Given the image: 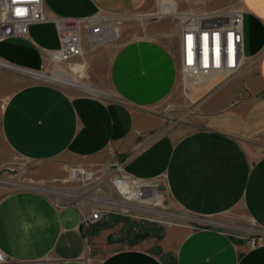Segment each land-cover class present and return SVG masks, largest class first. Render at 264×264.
I'll list each match as a JSON object with an SVG mask.
<instances>
[{
	"label": "crops",
	"instance_id": "0c3cea01",
	"mask_svg": "<svg viewBox=\"0 0 264 264\" xmlns=\"http://www.w3.org/2000/svg\"><path fill=\"white\" fill-rule=\"evenodd\" d=\"M167 1L176 13L242 10L246 69L225 85L193 84L189 96L182 92L192 103L187 119L167 121L158 107L179 86V36L177 21L172 40L165 26L156 22L150 30L164 38L124 39L108 59L107 84L115 101L70 95L47 82L26 84L14 90L1 109L0 142L11 155L39 164L32 181L64 192L78 187L62 182L65 164L97 172L120 163L130 177L154 180L163 199L190 215L192 224L172 222L160 235L127 242L114 229L116 224L107 225L109 217L97 225V232L94 227L82 230L79 209L68 197L41 189H9L0 182V251L8 260L264 264V0ZM42 2L46 20L31 24L25 39L0 41L1 59L40 68L48 51L59 49L62 33L75 26H59L58 20L111 17L155 4ZM160 7L162 13L169 11L166 0H160ZM80 32L82 37L83 29ZM89 86L93 88L84 87L102 92ZM7 162L0 151V176L10 175ZM108 192L101 184L96 193Z\"/></svg>",
	"mask_w": 264,
	"mask_h": 264
},
{
	"label": "built area",
	"instance_id": "2783aa9c",
	"mask_svg": "<svg viewBox=\"0 0 264 264\" xmlns=\"http://www.w3.org/2000/svg\"><path fill=\"white\" fill-rule=\"evenodd\" d=\"M177 21L180 49V85L185 96H189L193 84L214 80L215 86L225 85L248 66L243 53V11L226 8L213 11L156 13ZM42 0H0V41L25 39L29 26L45 21ZM69 23L75 26L64 31L60 37V47L48 51V58L67 61L83 53L81 32L91 44L95 37L102 35L103 27L112 22L105 16L85 19L58 20L59 26ZM113 27V25H112ZM15 66L0 58V69L12 70ZM16 67V66H15ZM64 183L73 182L77 189L62 191L53 187L24 185L20 188L41 189L45 193L68 197L81 214L80 228L86 230L97 226L110 215L125 217L135 222H149L150 216L162 211L163 196L158 184L151 179H139L126 174L122 164H114L109 169L92 171L81 164H65ZM0 182L13 185V181L0 177ZM108 187V194L96 193L99 185ZM253 242V241H252ZM0 264H27L10 261L0 251Z\"/></svg>",
	"mask_w": 264,
	"mask_h": 264
},
{
	"label": "rangeland",
	"instance_id": "374dc122",
	"mask_svg": "<svg viewBox=\"0 0 264 264\" xmlns=\"http://www.w3.org/2000/svg\"><path fill=\"white\" fill-rule=\"evenodd\" d=\"M166 4L168 6V9L170 10L172 7L167 0ZM158 11L159 13L163 12L160 7V0H155L154 7L152 9L141 7L129 13L111 17L107 16L112 22L113 28L116 31L115 37L111 36V38L109 39L91 45L86 41V38L83 35L82 45L85 48L81 56L67 61H56L48 58L46 64L44 63L45 65L37 69H32L48 77L55 76L57 71L63 70L67 74L74 76L77 84L87 87H91L89 85H92L99 89L101 88L102 92L104 91L105 93L104 95H96L94 93L87 92L76 87L73 88L65 86L54 81H39L32 78L30 75L16 69H0V112L7 98L14 90L21 86L34 82L50 83L65 90L70 95L92 94L100 98L115 101V98L111 95L110 90L108 89L106 71L107 61L116 50L118 45L127 38H137L150 35L155 36L156 38L158 36V38H164L166 35H155L150 30V25L156 22L161 23L165 26L164 28L168 31V39L172 40L175 25L174 23L176 19L167 16L158 17L156 15ZM178 85V89L172 94V96H170L158 107V110L162 112L166 120L170 122L177 120L182 121V119H187L186 112H189L188 110L192 107V103L190 102V100L182 95L180 82ZM189 85L192 86L193 82L190 81ZM179 97L182 99H180ZM0 151L7 158V165L9 166V168H11V173L9 176L6 174L0 176L1 178L6 177V179H10L11 181H13V185H8L9 189H18L20 188V186H26L28 184L34 186L43 185L37 184L31 179L32 171L38 168L39 164L37 165L28 163L24 161V159L22 160L14 155H11L1 144V142ZM53 183L56 182L54 181ZM43 187L48 186L43 185ZM162 211L163 212L157 215L150 216L149 222H135L133 221V219L130 220L125 217H119L120 219H118L117 221L118 225L116 224L114 229L116 231L118 230L119 232L121 231L120 236L124 240L127 239L128 242L129 240L132 241L134 238L136 239L137 237L135 236L137 234L142 235L148 233V235H153L154 233H157V235H160V232L165 227L172 224V222L192 224V217L185 212L173 208L172 205H169L166 198L163 199L162 202ZM114 216L116 215L109 216V224H107L108 226L114 225ZM90 228H92V226ZM247 230L253 231L250 228H248Z\"/></svg>",
	"mask_w": 264,
	"mask_h": 264
},
{
	"label": "bare ground",
	"instance_id": "6f19581e",
	"mask_svg": "<svg viewBox=\"0 0 264 264\" xmlns=\"http://www.w3.org/2000/svg\"><path fill=\"white\" fill-rule=\"evenodd\" d=\"M111 36L115 37L116 36V31L112 27V25L110 23H108V24H106L103 27L102 35L95 37L94 41H91V43L109 39V38H111ZM10 68L22 71V72H24L25 74H28V75L30 74V76H32L33 78L41 79L43 81H54L56 83H60V84H63L65 86H69V87H73V88L76 87V88L88 90L89 92H92V93H95V94H100V96L105 94V93H103L101 91L89 89V88H86V87H84L82 85L77 84L76 79L74 78V76L67 74L63 70L57 71L55 76L48 77V76H46V75H44L42 73H39L38 71L20 68V66H19V69H17V67H13V66H11ZM212 82H214V80H211L208 83H212Z\"/></svg>",
	"mask_w": 264,
	"mask_h": 264
},
{
	"label": "trees",
	"instance_id": "16d2710c",
	"mask_svg": "<svg viewBox=\"0 0 264 264\" xmlns=\"http://www.w3.org/2000/svg\"><path fill=\"white\" fill-rule=\"evenodd\" d=\"M114 218L115 219H114V223L113 224L115 225V224H117V221L120 218H119V216L118 217L117 216H114ZM97 231H98V227L96 226V227H94V232H97ZM135 237L139 238L140 237V234H137Z\"/></svg>",
	"mask_w": 264,
	"mask_h": 264
},
{
	"label": "water",
	"instance_id": "95a60500",
	"mask_svg": "<svg viewBox=\"0 0 264 264\" xmlns=\"http://www.w3.org/2000/svg\"><path fill=\"white\" fill-rule=\"evenodd\" d=\"M16 66V65H15ZM16 67H19V66H16ZM20 68H24V67H20ZM24 69H28V68H24ZM29 70H32V69H29ZM30 75V74H29ZM32 77V76H31ZM33 78V77H32ZM34 79H36V80H39V81H43V80H41V79H37V78H34ZM146 235H148V233H145V234H142V235H140V237H146Z\"/></svg>",
	"mask_w": 264,
	"mask_h": 264
}]
</instances>
